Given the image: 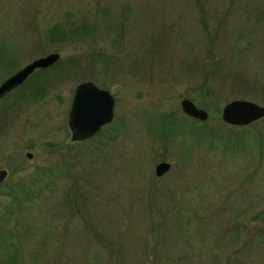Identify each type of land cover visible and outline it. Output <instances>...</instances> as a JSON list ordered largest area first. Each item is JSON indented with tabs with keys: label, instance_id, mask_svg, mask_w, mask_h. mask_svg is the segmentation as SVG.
<instances>
[{
	"label": "rangeland",
	"instance_id": "374dc122",
	"mask_svg": "<svg viewBox=\"0 0 264 264\" xmlns=\"http://www.w3.org/2000/svg\"><path fill=\"white\" fill-rule=\"evenodd\" d=\"M53 53L0 99L3 182L37 179L12 213L0 196V264H264V117L220 119L264 107V0H0V84ZM85 81L113 117L72 143Z\"/></svg>",
	"mask_w": 264,
	"mask_h": 264
},
{
	"label": "water",
	"instance_id": "95a60500",
	"mask_svg": "<svg viewBox=\"0 0 264 264\" xmlns=\"http://www.w3.org/2000/svg\"><path fill=\"white\" fill-rule=\"evenodd\" d=\"M58 59L53 53L38 58L8 77L0 84V96L20 85L35 69L46 68ZM114 100L107 90L96 87L92 82H81L74 88L67 113L66 125L70 133V142H82L94 136L101 127L109 124L113 117ZM181 112L195 120L204 121L206 112L196 108L193 103L183 99L179 102ZM264 117V107L248 101L234 100L223 106L220 113L221 121L229 126L244 127ZM27 159L32 156L25 154ZM169 164L160 162L154 166L153 173L160 177L167 172ZM7 173L0 170V184Z\"/></svg>",
	"mask_w": 264,
	"mask_h": 264
},
{
	"label": "trees",
	"instance_id": "16d2710c",
	"mask_svg": "<svg viewBox=\"0 0 264 264\" xmlns=\"http://www.w3.org/2000/svg\"><path fill=\"white\" fill-rule=\"evenodd\" d=\"M106 63L107 64L109 63L107 59H106ZM106 63H104V64H106ZM53 66H55V65H53ZM48 69L49 68L38 69L37 71H35V73L33 72V73L29 74L25 78V80L27 78H30V79L33 78L35 80V82H37L38 81L37 77L40 76V80H41L43 78V75L47 74L46 70H48ZM35 84H36L35 88H38V84L37 83H35ZM11 90H13V89H11ZM168 133L169 134L163 135L164 139H167L168 137L173 138L176 134L178 136H182L181 135L182 133H178L176 131H170ZM36 180L37 179L33 177V178H30L29 180H23V179L19 180L13 185H6L5 182H2V184H0V196H2L8 200L9 207L7 209L5 208L7 210L8 214L12 213V210L16 209L18 207V205L22 204L23 200L28 197V194L32 190V187L36 185ZM1 188H2V190H1ZM9 221H10V217L5 216V212H4V214H2L0 216V233L6 232V230H7L6 226L8 225ZM1 222H2V224H1ZM5 227H6V229H5Z\"/></svg>",
	"mask_w": 264,
	"mask_h": 264
},
{
	"label": "flooded vegetation",
	"instance_id": "af4514ba",
	"mask_svg": "<svg viewBox=\"0 0 264 264\" xmlns=\"http://www.w3.org/2000/svg\"><path fill=\"white\" fill-rule=\"evenodd\" d=\"M8 92H9V91H8ZM8 92H7V93H8ZM4 95H6V93H5ZM4 95L0 96V99L3 98Z\"/></svg>",
	"mask_w": 264,
	"mask_h": 264
}]
</instances>
